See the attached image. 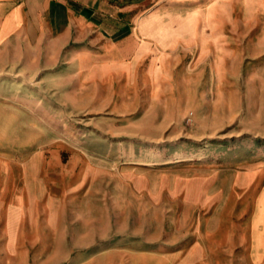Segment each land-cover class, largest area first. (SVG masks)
Segmentation results:
<instances>
[{"label": "rangeland", "instance_id": "rangeland-1", "mask_svg": "<svg viewBox=\"0 0 264 264\" xmlns=\"http://www.w3.org/2000/svg\"><path fill=\"white\" fill-rule=\"evenodd\" d=\"M159 4L197 17L180 34L205 54L181 40L170 60L96 46L45 70L0 65V264H251L264 0L136 1V20Z\"/></svg>", "mask_w": 264, "mask_h": 264}, {"label": "crops", "instance_id": "crops-1", "mask_svg": "<svg viewBox=\"0 0 264 264\" xmlns=\"http://www.w3.org/2000/svg\"><path fill=\"white\" fill-rule=\"evenodd\" d=\"M136 1L157 0H0V65L4 69L12 66L28 69L25 65H36V69L45 70L57 65L66 51L76 57L88 55L96 46L102 52L116 49L125 54L131 50L142 60L145 57L152 60L156 55L170 60L168 49L178 46L181 40L191 46L196 41L198 55L205 54L203 41L194 38V34L189 39L187 33L180 34L184 26L195 28L198 20L194 14L169 16L164 10L166 6L159 4L150 14L136 20ZM142 60H137L136 71ZM176 61L178 56L173 60ZM157 64L161 62L155 60V69ZM263 191L251 210L248 230L240 235V242L248 245L251 264L264 261V245L261 257L254 258L251 242L256 234V222L264 241V207L260 206ZM222 213L219 217L226 215ZM223 220L219 218L215 230H220ZM226 237L232 238L229 233Z\"/></svg>", "mask_w": 264, "mask_h": 264}, {"label": "bare ground", "instance_id": "bare-ground-1", "mask_svg": "<svg viewBox=\"0 0 264 264\" xmlns=\"http://www.w3.org/2000/svg\"><path fill=\"white\" fill-rule=\"evenodd\" d=\"M163 72V71H162ZM209 229V228H208ZM256 237V235H254Z\"/></svg>", "mask_w": 264, "mask_h": 264}]
</instances>
